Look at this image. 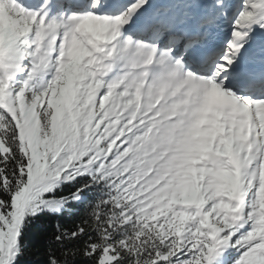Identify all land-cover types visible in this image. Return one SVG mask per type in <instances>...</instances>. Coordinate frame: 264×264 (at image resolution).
Returning <instances> with one entry per match:
<instances>
[{
	"label": "snow or ice",
	"instance_id": "obj_1",
	"mask_svg": "<svg viewBox=\"0 0 264 264\" xmlns=\"http://www.w3.org/2000/svg\"><path fill=\"white\" fill-rule=\"evenodd\" d=\"M264 264V0H0V264Z\"/></svg>",
	"mask_w": 264,
	"mask_h": 264
},
{
	"label": "trees",
	"instance_id": "obj_2",
	"mask_svg": "<svg viewBox=\"0 0 264 264\" xmlns=\"http://www.w3.org/2000/svg\"><path fill=\"white\" fill-rule=\"evenodd\" d=\"M51 231L52 222L48 218H41L33 225L25 237L28 249L22 264H44L46 238Z\"/></svg>",
	"mask_w": 264,
	"mask_h": 264
}]
</instances>
